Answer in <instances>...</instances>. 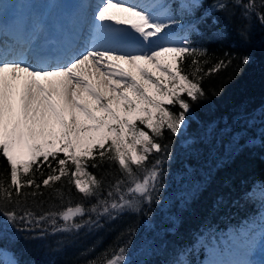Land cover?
<instances>
[{
	"label": "trees",
	"instance_id": "obj_1",
	"mask_svg": "<svg viewBox=\"0 0 264 264\" xmlns=\"http://www.w3.org/2000/svg\"><path fill=\"white\" fill-rule=\"evenodd\" d=\"M168 2L177 20L192 17L186 31L191 47L204 53L196 59L206 98L191 102L178 134L165 129L157 138L165 151L149 157V167L161 161L152 201H142L138 211L92 212L100 200H118L114 186L119 181H125L122 191L130 186L119 166L109 160L98 167L90 163L88 171L102 187L97 197L85 198L67 177L44 187L42 181L52 171L44 164L34 177L41 194L33 196L34 188H24L17 199L12 190V202L0 206V248L10 251L17 264H107L122 247L126 264H196L203 258L197 249L202 237L238 231L261 214L264 201L254 193L264 187V0H199L189 9ZM192 59L186 57L182 65L189 74ZM220 61L227 66L207 75ZM167 107L181 111L178 105ZM133 168L142 179L144 173ZM0 181L10 184L2 156ZM76 205L86 209L84 217L73 221L82 225L79 229L57 231L65 226L59 215L55 225L51 218L37 223ZM11 211L18 216L30 212L35 219L31 225L14 223L4 215Z\"/></svg>",
	"mask_w": 264,
	"mask_h": 264
},
{
	"label": "snow or ice",
	"instance_id": "obj_2",
	"mask_svg": "<svg viewBox=\"0 0 264 264\" xmlns=\"http://www.w3.org/2000/svg\"><path fill=\"white\" fill-rule=\"evenodd\" d=\"M111 9L127 14L117 23L130 24L142 37L140 42H147V51L116 54L93 47L65 65L48 69L0 62V156L10 169V184L5 186L0 181V206L12 202V190L17 199L24 195V188H34L31 195H39L42 185L49 187L62 177H67L83 197H97L102 182L88 171V166L91 163L98 167L105 160L119 166L130 186L122 191L125 181H119L114 186L118 200H100L90 211L102 209V214L108 215L138 211L142 201H152V192L160 180L161 161L157 159L149 167V157L154 151H165L157 141L165 129L173 134L180 132L191 102L206 98L201 85L202 68L196 59L204 53L191 47L188 40L182 44L173 42L171 32L165 31L171 28L169 23L137 11L134 6L124 7L108 0L101 5L98 19H116ZM260 19L264 22V16ZM186 57H193L190 74L182 68ZM243 62H248L247 57ZM226 66L220 61L207 75ZM177 105L181 109L178 114L167 107ZM44 164L52 171L41 185L34 177ZM133 166L144 173L142 179L137 178ZM30 173L29 179H22ZM113 195V191L108 192L109 197ZM85 214L84 206H69L58 214L40 217L37 223L51 218L55 225L59 215L65 226L57 231L68 232L82 227L73 221ZM4 215L9 221L29 225L35 219L30 212L18 216L11 211ZM125 251L120 248L107 264H126Z\"/></svg>",
	"mask_w": 264,
	"mask_h": 264
},
{
	"label": "bare ground",
	"instance_id": "obj_3",
	"mask_svg": "<svg viewBox=\"0 0 264 264\" xmlns=\"http://www.w3.org/2000/svg\"><path fill=\"white\" fill-rule=\"evenodd\" d=\"M73 10L64 17L62 24H57L56 18L63 13L60 8L50 17L47 7L51 0H12L11 4L0 2V62H20L40 68H54L65 65L69 61L93 47L100 50H110L113 53L128 51H147L137 39L138 33L130 24L117 23L118 19L127 18L126 13L111 9L110 14L116 19L100 21L98 19L101 5L108 0H66ZM112 3L124 7L134 6L135 10L146 9L139 5V0H111ZM17 8V9H16ZM42 12L36 15L35 12ZM21 11L18 18H10L12 14ZM31 12V13H29ZM15 16V15H14ZM97 18L94 25L93 18ZM55 26L56 29H53ZM40 31L44 35H40ZM24 35V38H21ZM62 37V40H60ZM34 38V40H32ZM37 44L38 46H35ZM38 53L45 54L41 60ZM54 57L55 60H51ZM242 264L251 263L242 260Z\"/></svg>",
	"mask_w": 264,
	"mask_h": 264
},
{
	"label": "rangeland",
	"instance_id": "obj_4",
	"mask_svg": "<svg viewBox=\"0 0 264 264\" xmlns=\"http://www.w3.org/2000/svg\"><path fill=\"white\" fill-rule=\"evenodd\" d=\"M20 1L23 2L24 0ZM87 1L90 2V0ZM165 1L139 0V5L146 9V14L161 22L169 23L171 28L165 31L171 32L173 42L182 44L183 41L187 40V37L177 29V23L175 21L173 23L170 10L164 7ZM178 1L186 8H188V5L198 4V0ZM0 2L5 5L11 4L12 0H0ZM73 7L67 4L66 0H51L47 11L50 17H52L60 8L63 9V13L59 14L56 18L57 24L60 26L64 17L73 10ZM38 10L40 11L35 12L36 15L42 12L40 8ZM10 16V18H18L21 16V11ZM93 21L94 25L98 22L95 17ZM52 28L56 29L55 26H52ZM40 35H44L42 31H40ZM137 39L142 40V37L138 35ZM254 196L260 201H264V187L257 188ZM197 249H200L204 258L196 264H242L241 261H246V259L251 261L250 264H264V207L260 217L252 221L248 227H241L238 231L227 230L216 237H202L197 243ZM0 264L17 263L10 252L6 249H0ZM185 264L187 263L185 262Z\"/></svg>",
	"mask_w": 264,
	"mask_h": 264
}]
</instances>
